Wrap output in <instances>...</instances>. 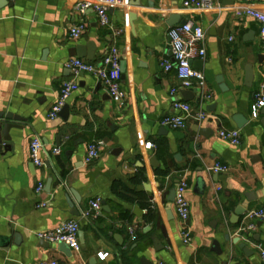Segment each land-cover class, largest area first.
Returning <instances> with one entry per match:
<instances>
[{"label": "crops", "instance_id": "crops-1", "mask_svg": "<svg viewBox=\"0 0 264 264\" xmlns=\"http://www.w3.org/2000/svg\"><path fill=\"white\" fill-rule=\"evenodd\" d=\"M78 1L0 0V127L10 125L4 132L7 141L0 145V264H262L264 223L250 221L247 214L264 209V114L257 119L250 114L255 95L264 96V46L259 23L234 14L246 0L229 6L219 0L221 9L212 12L185 9V0H125L124 6L108 10L106 28L94 11L80 14ZM251 4L264 10V0ZM171 16L205 34L206 57L192 66L203 73L209 100L194 88L171 95L178 88L176 74L161 68L162 60L171 59ZM79 23L85 31L72 40L69 29ZM91 42L93 59L81 58L91 64L113 46L119 51L121 103L112 101L95 76L75 77L65 68L77 58L75 48ZM248 66L253 70L250 87L245 86ZM73 79L78 89L67 101V114L49 120L62 83ZM182 91L191 92L193 99L185 101ZM175 101L207 118L187 121L184 130L162 128L163 117L179 114ZM7 115L13 120H6ZM237 116L249 120L242 129L235 125ZM232 129L240 131L239 146L218 138L219 131ZM35 138L43 145L40 168L29 157ZM92 143L98 145L99 157L86 164ZM53 148L61 153L54 156ZM217 163L228 171H210ZM181 178L188 184V245L168 201ZM39 184L43 189L37 193ZM96 199L101 212L86 219L83 213ZM238 207L246 214L236 217ZM135 208L142 211V221ZM73 210L80 215L73 216ZM69 221L79 226V252L67 257L58 244L36 238ZM153 237L162 250L154 249ZM240 244L246 245L247 255Z\"/></svg>", "mask_w": 264, "mask_h": 264}, {"label": "built area", "instance_id": "built-area-1", "mask_svg": "<svg viewBox=\"0 0 264 264\" xmlns=\"http://www.w3.org/2000/svg\"><path fill=\"white\" fill-rule=\"evenodd\" d=\"M253 0H246V4L237 8L234 14L238 18L249 17L256 20L260 25L259 39L264 46V10L253 8ZM125 5V0H81L76 4V10L80 14H84L87 10L95 12L99 24L102 27H109L108 10ZM185 9L197 12H212L221 9L219 0H185L182 4ZM85 31V24L79 23L69 29V37L72 40H78ZM171 59L162 60L161 68L164 72L174 71L178 80V88L171 90V95L177 93V89L188 90L197 89L201 92L204 100H209V93L203 73L194 69L192 62L204 60L206 57V49L204 46L205 34L202 28L192 24L191 22L173 26L168 32ZM65 68L70 70L76 77L79 74H90L95 76L105 87L107 94L115 103H121L125 98V92L121 87V67L120 54L116 47H111L107 55L98 63L91 64L82 59L74 58L65 63ZM78 84L76 80H68L62 83L56 102L48 113V119L54 120L58 117L63 107L72 94L77 91ZM175 110L179 112L177 115H168L159 121L162 128L179 131L184 130L187 121L194 120L197 122L204 121L207 115L204 112L194 111L188 103L175 101L173 104ZM264 109L263 94L255 95V102L251 106V118L257 119ZM218 138L228 142L232 146L241 144V134L237 129L221 130L218 132ZM151 144H146L145 148L150 149ZM43 145L37 138L33 139L29 147V157L35 167H42L44 162L40 157ZM60 149L53 148L52 154L59 155ZM99 157V147L96 143L89 144L85 157V163L91 164ZM214 173H224L228 168L219 163L209 168ZM43 189V184H39L36 192L39 193ZM188 184L185 178H181L175 186V198L173 202L174 212L179 219L182 231V242L188 245L191 242V230L189 227L190 207L186 197ZM102 205L99 199L91 201L87 210L83 213L86 219H96L101 212ZM250 221H260L264 223V209L251 211L247 214ZM253 226H249L252 229ZM79 226L74 221L65 222L53 230L40 232L36 234V238L48 244H64L70 251L79 252L80 243L78 238ZM259 256L261 263L264 264V250L259 248ZM99 259H104L105 255L98 254ZM41 264H56L41 263ZM157 264H165L158 262Z\"/></svg>", "mask_w": 264, "mask_h": 264}, {"label": "water", "instance_id": "water-1", "mask_svg": "<svg viewBox=\"0 0 264 264\" xmlns=\"http://www.w3.org/2000/svg\"><path fill=\"white\" fill-rule=\"evenodd\" d=\"M234 2H235V0H224V5H227V6L233 5ZM185 23L186 22L181 20L180 17L171 16L169 18L168 22H167V25L170 28H172L173 26H176V25H179V24H185ZM94 53H95V45L91 42V43H88L85 46H77L75 48V54L73 56H75V57H77L79 59L85 58L87 61H91L93 59ZM258 59H259V62H261V60L263 59V56L262 55L258 56ZM195 64H197L196 61L192 62V65H195ZM121 74H122V71H121ZM217 81L220 84L222 83V79L221 78H219ZM252 82H253V70H252L251 66H248L245 69V86L246 87H250L252 85ZM221 90L222 91L225 90V87L222 86V85H221ZM181 94H182L183 99L185 101H191L193 99V94L191 92H189V91H182ZM68 109H69L68 106L65 105L63 107V109L61 110L59 115L64 118V116L68 112ZM261 113L264 114V109L261 111ZM5 119L9 120V121L13 120L12 116H10V115H7L5 117ZM234 122H235V125H236L237 128L242 129L244 126H246L248 124L249 120L247 118L242 117V116H237V117L234 118ZM9 128H10V125H8V124L4 125L3 127H0V145L3 142L7 141V137L4 136V132L9 130ZM4 149H6V148H4ZM150 165L152 167H155L157 165V162H156V160L154 158H151ZM49 189L50 188H49V184H48L46 190L49 191ZM246 197H247V199H250L252 197V195L251 194H247ZM174 198H175V192H174V190H172L170 192V194H169L168 201L170 203H172V202H174ZM75 202H76L77 205H80V203H81L80 199L77 196L75 197ZM68 204H69V207L71 209H73V207H74L73 204H71L70 202H68ZM103 210L108 211L107 207H104ZM246 212H247L246 210L238 207L236 212H235V216L239 217V216H241L243 214H246ZM72 215L78 217L80 214H79L78 210H73L72 211ZM134 215L140 221H142L143 213H142V211L140 209L135 208L134 209ZM146 229H147V231H149V228H146ZM79 235H80V237L82 236L81 234H79ZM152 241H153V244H154V249L156 251H159V250L163 249V247L159 244V242H158V240L156 238L153 237ZM235 242L237 243L238 240H236ZM239 249L242 250L243 253L246 254V255L249 252L247 250V247H246L245 244H240L239 245ZM58 250H59V252L63 253L67 257H69L71 255L70 249L66 245H64L62 243L58 244Z\"/></svg>", "mask_w": 264, "mask_h": 264}, {"label": "trees", "instance_id": "trees-1", "mask_svg": "<svg viewBox=\"0 0 264 264\" xmlns=\"http://www.w3.org/2000/svg\"><path fill=\"white\" fill-rule=\"evenodd\" d=\"M117 189V187H115V189H113L114 191ZM120 197H123L124 199H127L126 197H124V196H122L120 193L118 194ZM127 200H129V199H127ZM124 218H127V215H124L123 216Z\"/></svg>", "mask_w": 264, "mask_h": 264}]
</instances>
